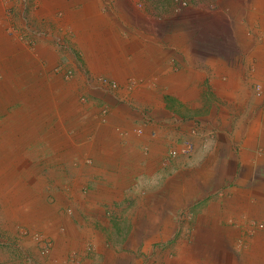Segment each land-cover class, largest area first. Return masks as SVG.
<instances>
[{
    "label": "crops",
    "instance_id": "crops-1",
    "mask_svg": "<svg viewBox=\"0 0 264 264\" xmlns=\"http://www.w3.org/2000/svg\"><path fill=\"white\" fill-rule=\"evenodd\" d=\"M176 1L0 0V196L82 209L0 264H264V0Z\"/></svg>",
    "mask_w": 264,
    "mask_h": 264
},
{
    "label": "rangeland",
    "instance_id": "rangeland-1",
    "mask_svg": "<svg viewBox=\"0 0 264 264\" xmlns=\"http://www.w3.org/2000/svg\"><path fill=\"white\" fill-rule=\"evenodd\" d=\"M179 1H176L177 6L184 7L187 5H181ZM214 39L215 37L212 38V40ZM257 90L259 89L257 88ZM55 166L53 169L57 173L55 174L56 178L46 177L50 174V169L45 171L42 181H37L36 178L24 181L10 180V182L5 180L6 184H8L7 182L10 183L9 190L11 191L5 196H0V248L5 246L3 243L11 240V249L15 250L21 247L22 258H26V262L31 259L34 261L35 258L37 260L36 256L39 253L43 256L40 243H43L44 238L47 239V234H51L53 229L62 231V228L58 229L57 227L63 219L61 216H68L73 219L75 225H79L76 214L79 215L80 213L76 209L79 211L82 209L74 208L71 203L74 201L69 197L67 187L64 186L63 188L62 186L61 188V185H65L68 181L60 178L63 173L73 172V167L77 165L58 164ZM22 182H26L23 185H28V192L25 194L22 193L23 190L20 186ZM37 182L44 184L43 186L41 184L40 187V184H36ZM23 203L25 208L15 209V206ZM87 246L89 245L87 244Z\"/></svg>",
    "mask_w": 264,
    "mask_h": 264
},
{
    "label": "built area",
    "instance_id": "built-area-1",
    "mask_svg": "<svg viewBox=\"0 0 264 264\" xmlns=\"http://www.w3.org/2000/svg\"><path fill=\"white\" fill-rule=\"evenodd\" d=\"M181 5H186L187 4V1L186 0H180L179 1ZM142 132V129H137V133H141ZM172 154H175L176 152L175 151H171Z\"/></svg>",
    "mask_w": 264,
    "mask_h": 264
}]
</instances>
